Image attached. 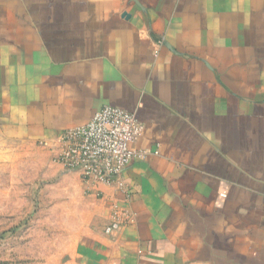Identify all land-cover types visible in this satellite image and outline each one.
<instances>
[{
	"label": "crops",
	"instance_id": "obj_1",
	"mask_svg": "<svg viewBox=\"0 0 264 264\" xmlns=\"http://www.w3.org/2000/svg\"><path fill=\"white\" fill-rule=\"evenodd\" d=\"M0 100L50 149L105 106L143 125L129 193L81 179L77 262L264 264V0H0Z\"/></svg>",
	"mask_w": 264,
	"mask_h": 264
},
{
	"label": "rangeland",
	"instance_id": "obj_2",
	"mask_svg": "<svg viewBox=\"0 0 264 264\" xmlns=\"http://www.w3.org/2000/svg\"><path fill=\"white\" fill-rule=\"evenodd\" d=\"M8 121L0 113V264H83L76 246L100 227L96 200L58 148L16 136Z\"/></svg>",
	"mask_w": 264,
	"mask_h": 264
},
{
	"label": "built area",
	"instance_id": "obj_3",
	"mask_svg": "<svg viewBox=\"0 0 264 264\" xmlns=\"http://www.w3.org/2000/svg\"><path fill=\"white\" fill-rule=\"evenodd\" d=\"M142 133L143 125L135 114L105 106L87 124L61 133L56 145L57 162L77 172L86 184L116 186L126 191L124 174L138 156L133 145ZM130 217L127 207L113 204L106 232L115 233L129 223Z\"/></svg>",
	"mask_w": 264,
	"mask_h": 264
}]
</instances>
